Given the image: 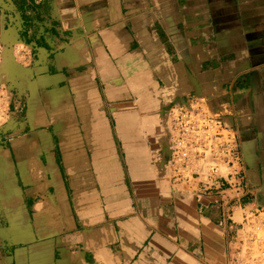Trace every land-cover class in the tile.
I'll return each instance as SVG.
<instances>
[{
	"label": "crops",
	"instance_id": "crops-1",
	"mask_svg": "<svg viewBox=\"0 0 264 264\" xmlns=\"http://www.w3.org/2000/svg\"><path fill=\"white\" fill-rule=\"evenodd\" d=\"M0 65V264H242L264 214V0H0ZM194 100L244 161L204 194L167 165Z\"/></svg>",
	"mask_w": 264,
	"mask_h": 264
},
{
	"label": "built area",
	"instance_id": "built-area-1",
	"mask_svg": "<svg viewBox=\"0 0 264 264\" xmlns=\"http://www.w3.org/2000/svg\"><path fill=\"white\" fill-rule=\"evenodd\" d=\"M224 118L225 114L198 100L171 110L167 165L173 185L198 187L204 194L216 189V183L226 177L243 180L239 134ZM261 215L256 229L264 227Z\"/></svg>",
	"mask_w": 264,
	"mask_h": 264
},
{
	"label": "rangeland",
	"instance_id": "rangeland-1",
	"mask_svg": "<svg viewBox=\"0 0 264 264\" xmlns=\"http://www.w3.org/2000/svg\"><path fill=\"white\" fill-rule=\"evenodd\" d=\"M15 69V70H14ZM12 75L17 72V66L10 68ZM1 65H0V81L2 79ZM0 83V125L5 122V116L7 113V97L5 90L2 89ZM263 215L258 218H252L245 227V231L242 232L244 245L241 247L242 254L240 260L242 264H264V227L256 229V225L259 223V219H262Z\"/></svg>",
	"mask_w": 264,
	"mask_h": 264
},
{
	"label": "bare ground",
	"instance_id": "bare-ground-1",
	"mask_svg": "<svg viewBox=\"0 0 264 264\" xmlns=\"http://www.w3.org/2000/svg\"><path fill=\"white\" fill-rule=\"evenodd\" d=\"M39 206H40V205H39ZM39 206H38V207H39ZM36 209H37V208H36Z\"/></svg>",
	"mask_w": 264,
	"mask_h": 264
}]
</instances>
